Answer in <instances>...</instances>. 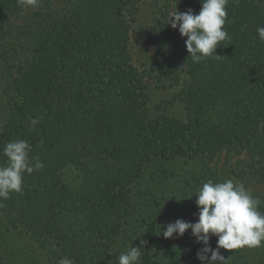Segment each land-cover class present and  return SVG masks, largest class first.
<instances>
[{
	"label": "trees",
	"instance_id": "16d2710c",
	"mask_svg": "<svg viewBox=\"0 0 264 264\" xmlns=\"http://www.w3.org/2000/svg\"><path fill=\"white\" fill-rule=\"evenodd\" d=\"M139 4L69 0L53 11L39 0H0V166L15 140H26L32 162L44 165L24 174L21 193L0 198V226L27 236L44 264L64 256L111 264L132 185L152 162L245 154L242 177L264 183V41L257 33L264 0H228L230 39L217 48L220 58L199 62L168 19L175 9L199 13L201 0H162L152 25L157 53L142 73L129 51ZM145 77L159 89L178 88L168 103L183 107V119L151 114ZM29 118L40 121L33 130ZM67 168L79 178L74 190L60 176ZM161 232L146 224L141 264H163ZM216 242L211 237L213 248ZM199 249L194 264H201Z\"/></svg>",
	"mask_w": 264,
	"mask_h": 264
},
{
	"label": "rangeland",
	"instance_id": "374dc122",
	"mask_svg": "<svg viewBox=\"0 0 264 264\" xmlns=\"http://www.w3.org/2000/svg\"><path fill=\"white\" fill-rule=\"evenodd\" d=\"M39 1L42 7H46L47 4L53 11H61L69 2V0ZM161 3L162 0H140L135 20L131 23L130 59L140 73L147 68L157 53L152 25ZM18 24H21V20H18L14 27ZM144 80L152 115L164 113L169 117L184 118V110L180 104L168 103L178 88L162 90L148 77ZM247 162L245 154L233 156L223 152L196 160L179 158L173 162L158 161L147 165L130 190V215L120 238L113 246L114 258L111 264H119V254L131 247H142V252L146 250V244L142 245L141 241H144L143 230L150 221L156 222L161 231L166 230L167 223L175 222L177 219L196 222L198 208L195 195L202 184L209 180L223 182L232 179L234 182L242 183L253 196L264 198V183L248 182L242 177L243 167ZM60 176L70 189L78 187L79 178L72 168L63 170ZM201 247L202 244L196 243L191 230H188L182 237L174 234L173 238H169L160 252V258L163 259V264H194L193 249ZM223 252L232 264H264V246L244 247L233 251L223 249ZM0 261L8 262L4 264H44V256L27 236L7 231L0 226Z\"/></svg>",
	"mask_w": 264,
	"mask_h": 264
},
{
	"label": "clouds",
	"instance_id": "9594fccd",
	"mask_svg": "<svg viewBox=\"0 0 264 264\" xmlns=\"http://www.w3.org/2000/svg\"><path fill=\"white\" fill-rule=\"evenodd\" d=\"M38 0H18L21 6L25 3L35 6ZM199 13L191 9L179 12L175 9L168 19L173 29L178 27L181 37H186L185 46L193 62H199L213 55L220 58L217 48L230 37L224 28L227 19L226 5L228 0H201ZM258 38L264 41V27L257 28ZM29 130L40 122L37 118H29ZM32 146L26 140L8 142L3 155L7 163L0 166V198L8 199L10 194L21 193L24 174L42 171L43 163L37 158L35 163L30 158ZM196 198L198 219L187 222L177 219L166 224L161 234L165 239L174 234L182 237L188 230L196 243L202 244L197 251V259L201 264H227L221 249L238 250L244 247L257 248L264 246V213L258 210L261 199L253 196L242 183L227 179L223 182L211 180L203 183ZM216 237V247L210 244L211 237ZM141 241V244H146ZM142 247H131L119 254V264H141ZM210 254V257H209ZM58 264H74L69 257H61Z\"/></svg>",
	"mask_w": 264,
	"mask_h": 264
}]
</instances>
